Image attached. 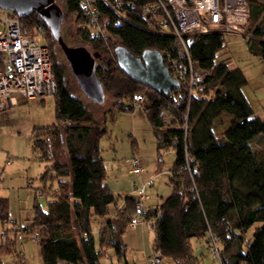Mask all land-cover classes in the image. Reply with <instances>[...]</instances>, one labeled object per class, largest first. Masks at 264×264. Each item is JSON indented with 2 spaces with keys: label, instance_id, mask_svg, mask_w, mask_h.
I'll list each match as a JSON object with an SVG mask.
<instances>
[{
  "label": "trees",
  "instance_id": "16d2710c",
  "mask_svg": "<svg viewBox=\"0 0 264 264\" xmlns=\"http://www.w3.org/2000/svg\"><path fill=\"white\" fill-rule=\"evenodd\" d=\"M60 1L64 18L76 15L80 26L83 24L82 42L93 45L101 55L96 72L113 101L101 121L95 119L88 104L68 86L65 64L54 61L52 55L58 86L57 122L34 131V149L37 159L46 164L41 178L49 173V179H54L55 174L58 185L52 183L42 189L41 196L50 199L48 209L36 202L28 227L16 223L5 227L10 224L9 202L0 199V224L7 234L6 243L0 240V264H6L4 256L12 254L21 264L24 255L17 249L22 241L18 235L35 233L41 237L43 264H58L60 260L104 264L111 257L110 251L119 259L126 258L123 236L140 211L137 199L128 195L123 208L109 217L116 197L106 184L100 142L107 133V115L114 118L113 107L124 109L123 99H130L132 110L137 95L144 96L143 109L153 126L158 150L173 148L176 154L171 195L156 209L147 207L141 213L155 232V258L195 264L193 240L206 238L209 246L214 237L221 264H264V120L255 114L243 93L248 83L243 71L230 67L228 60L215 62L226 47L225 34H198L191 43L192 59L209 71L192 92L184 80L171 93H159L125 74L113 55L118 45H124L136 55L157 49L171 59L185 61L177 45L163 32L152 29L155 17L144 15V7L153 0H91L99 11L98 23H91L85 14L84 0ZM248 5L250 51L264 60V0H248ZM25 21L41 23L44 37L51 33L57 42L37 13L32 12ZM112 36L119 42L111 43ZM223 113L235 119L225 135L217 137L214 122ZM94 217L108 219L98 241L92 231ZM8 244L14 246L3 254Z\"/></svg>",
  "mask_w": 264,
  "mask_h": 264
},
{
  "label": "rangeland",
  "instance_id": "374dc122",
  "mask_svg": "<svg viewBox=\"0 0 264 264\" xmlns=\"http://www.w3.org/2000/svg\"><path fill=\"white\" fill-rule=\"evenodd\" d=\"M56 3L65 11L60 0H56ZM80 27H83V24L80 26L76 15H65L61 30L64 40L69 46H85L90 52H95L93 45L85 42V39V43L82 42L83 35ZM1 29H3V25L0 23ZM250 36L251 33L246 35L235 32L225 34L226 47L220 52L215 62L228 60L230 67L243 71L248 80L247 85L243 88V93L253 110L264 120V60L250 51L248 44ZM109 41L111 43L119 42L113 36L109 38ZM45 42L51 49L53 60L65 64L67 84L72 93L88 104L95 119L101 121L99 119H102L103 112L111 106L113 97L106 93L103 104H94L81 91L61 46L53 39L51 33L46 35ZM131 103L130 99H123L121 106L124 109H120L121 107L117 105L113 107L114 118H111V114L107 115L105 123L107 133L100 142L101 154L107 171L106 184L116 197V202L110 207V213L113 210H115L114 213H117L119 210L117 207L128 195L138 199L137 187L149 179H153L154 182L147 188L150 198L146 204L151 209H156L172 193L170 176L176 160L175 151L173 148L158 150L153 126L145 110L139 106L130 110ZM56 107L55 95L33 100L20 98L16 106L1 113L0 198L3 197L9 202L10 225L16 223L22 227L30 226L35 205L38 203L46 210L49 206L50 199L39 197L38 192L52 183L54 187L58 185L55 174L54 179H49V173L45 178H41L46 171V164L37 159L34 149V131L57 122ZM234 119L233 115L223 113L215 120L214 132L217 137L225 135ZM135 155L142 160L145 167L141 176L131 174L129 166L125 163L127 158ZM100 226V221H94L93 230L96 241H98ZM136 228V230L126 231L123 236V241L127 245L126 258L119 259L110 253L111 257L106 258L107 262L110 261L108 264H147L149 259L155 257L154 230H148L145 224H140ZM141 228H146L147 231L143 233ZM254 229L255 227L250 230V233ZM23 236L24 239L17 246L18 252L24 255L20 257L21 264H43L40 243L31 239L29 234ZM205 240L206 238H201L192 242L193 249L198 250L197 257L200 258L201 264H221L220 259L218 260L219 256H216L217 258L212 256L209 246L206 250ZM13 246L10 245L2 253H9L7 250H11ZM4 259H6V264H18L16 254L4 256ZM172 261L168 258L162 260L164 264H172ZM194 262L198 264V262Z\"/></svg>",
  "mask_w": 264,
  "mask_h": 264
},
{
  "label": "built area",
  "instance_id": "2783aa9c",
  "mask_svg": "<svg viewBox=\"0 0 264 264\" xmlns=\"http://www.w3.org/2000/svg\"><path fill=\"white\" fill-rule=\"evenodd\" d=\"M82 8L91 23H98L99 11L93 1L84 0ZM143 11L146 17H155L152 29L163 32L167 39L177 45L179 53L185 58V61H179L169 58L167 53L162 54L165 62L168 61L169 64H166L172 74L180 82L187 80L190 92L196 83L202 82L209 75V71L191 57L189 47L195 36L210 31L246 35L252 24L248 0H153ZM25 18L0 8V23L3 25L0 30V117L3 111L16 106L20 98L33 100L55 95L57 92L52 54L45 43L43 25L39 22H26ZM97 29L101 32L99 27ZM113 55L116 57L114 53ZM135 102L136 106L141 107L144 96L137 95ZM125 163L134 175H140L144 171L138 156L127 158ZM153 183V179H149L137 187V207L140 213L132 218L127 230H133L140 224H145L148 230L153 229L152 224L146 222L141 214L147 209V188ZM31 237L36 242L41 241L38 233ZM0 238L6 243L7 234L2 226ZM18 238L23 240V234H19ZM209 247L212 256H219V260L220 252L214 237L209 242ZM58 264L71 263L60 260ZM147 264L163 263L152 257Z\"/></svg>",
  "mask_w": 264,
  "mask_h": 264
},
{
  "label": "water",
  "instance_id": "95a60500",
  "mask_svg": "<svg viewBox=\"0 0 264 264\" xmlns=\"http://www.w3.org/2000/svg\"><path fill=\"white\" fill-rule=\"evenodd\" d=\"M0 8L26 17L32 12L49 25L54 38L61 46L65 59L82 92L94 103L103 104L106 91L96 72L101 60L98 52H90L85 46H69L61 35L64 12L55 0H0ZM118 65L125 74L159 93L169 94L181 87L172 74L160 50L147 49L136 55L124 45L115 48ZM160 260V258H157Z\"/></svg>",
  "mask_w": 264,
  "mask_h": 264
},
{
  "label": "crops",
  "instance_id": "0c3cea01",
  "mask_svg": "<svg viewBox=\"0 0 264 264\" xmlns=\"http://www.w3.org/2000/svg\"><path fill=\"white\" fill-rule=\"evenodd\" d=\"M98 61H99V60H98ZM141 108H143V104H142ZM254 112H255V111H254ZM255 114H258V113L255 112ZM259 116H260V115H259ZM135 156H136V155H135ZM139 159H140V158H139ZM140 161H141L142 166H143V162H142L141 159H140ZM143 167H144V166H143ZM144 171H145V167H144ZM144 171H143V173H144ZM143 173H141L140 175H137V176H141ZM131 174H132V173H131ZM142 182H143V181H142ZM146 182H147V181H146ZM146 182H145V183H146ZM38 196H39V197L41 196V192H40V191L38 192ZM41 197H43V196H41ZM149 198H150V196L148 195V199H147V200H149ZM0 199H3V197H1ZM36 199H37V198H36ZM147 200H146V201H147ZM146 201H145V202H146ZM48 203H49V202H48ZM123 206H124V199H123V201H122V204H121L120 206H118L117 209H118V208L121 209V208H123ZM146 206H147V204H146ZM147 207H149V206H147ZM113 211H115V210H113ZM113 211H112V212H113ZM112 212L110 213V216H109V217L116 215V213H114V212L112 213ZM33 217H34V216H33ZM109 217H108V218H109ZM94 219H95L94 221H100V222H101V226H100L101 228L105 225L106 221L108 220L107 218L105 219V217H104V218L94 217ZM138 226H139V225H138ZM5 227H7V228H12V225L9 224V225H6ZM101 228H100V229H101ZM92 229H93V227H92ZM100 229L98 230V239H99V236H100V235H99V233H100ZM136 229H137V228H136ZM136 229H135V230H136ZM141 229H142V228H141ZM147 229H148V228H147ZM147 229L144 228V229H142L141 231L144 233V232L147 231ZM133 230H134V229H133ZM92 231L95 233L94 230H92ZM130 231H131V230H130ZM23 239H24V238H23ZM31 239H33V238L31 237ZM33 240H34V239H33ZM34 241H35V240H34ZM204 247H205L206 250H207V246H206L205 243H204ZM110 253H113V251H110ZM194 253H195V259H196V262H198V264H201L200 258L197 257V255H198V250H196ZM110 255H111V254H110ZM108 263H109V262H108ZM108 263H107V261H106V264H108ZM172 264H175V263L172 261Z\"/></svg>",
  "mask_w": 264,
  "mask_h": 264
},
{
  "label": "flooded vegetation",
  "instance_id": "af4514ba",
  "mask_svg": "<svg viewBox=\"0 0 264 264\" xmlns=\"http://www.w3.org/2000/svg\"><path fill=\"white\" fill-rule=\"evenodd\" d=\"M116 55V54H115ZM117 58V57H116Z\"/></svg>",
  "mask_w": 264,
  "mask_h": 264
}]
</instances>
